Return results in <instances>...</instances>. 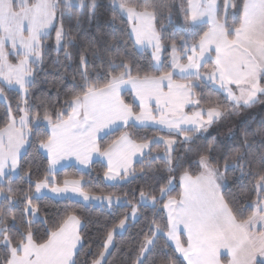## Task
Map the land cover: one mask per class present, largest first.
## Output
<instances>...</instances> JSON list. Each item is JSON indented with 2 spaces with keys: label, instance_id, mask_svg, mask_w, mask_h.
<instances>
[{
  "label": "snow or ice",
  "instance_id": "obj_1",
  "mask_svg": "<svg viewBox=\"0 0 264 264\" xmlns=\"http://www.w3.org/2000/svg\"><path fill=\"white\" fill-rule=\"evenodd\" d=\"M261 105L264 0H0V264H114L137 226L120 264H264V116L207 136Z\"/></svg>",
  "mask_w": 264,
  "mask_h": 264
},
{
  "label": "trees",
  "instance_id": "obj_2",
  "mask_svg": "<svg viewBox=\"0 0 264 264\" xmlns=\"http://www.w3.org/2000/svg\"><path fill=\"white\" fill-rule=\"evenodd\" d=\"M66 23L71 24V21H66ZM100 27H103V24L101 23L99 25ZM98 25L92 24L89 26L86 22L82 25V27L78 30V39L75 43L72 45V52L74 55L78 54L81 46V41L79 37H91ZM57 59L56 53L52 51L51 44H49L48 49L45 53V61L42 67V70L38 73V83H39V92H45L47 91L49 95H54V92L49 91L47 88L49 81H55V79L59 76V72L56 71V68L59 67L58 65L54 64V61ZM60 59H63V54H60ZM73 69L70 67L69 71H72ZM47 77V78H45ZM71 84L70 79H66L64 81L65 87ZM126 102L132 103L131 99L125 95ZM2 111V109H0ZM264 116V105L258 106L257 108H254L248 112H243L240 116L235 117L232 122L229 125H220L216 126L213 129L210 130L209 134H207L208 138L211 136H216L217 139L221 144L229 142V136H222L219 134L221 130H227L229 131V127L236 129V136L239 135V128L240 126L247 120H250L251 118H255L256 121H259L261 117ZM74 172V169L72 167H66L62 172L59 174V179H63L65 175L71 176ZM229 183L231 184L232 181L230 180ZM244 183H247L246 181ZM93 187L96 188L98 191L100 188H105L106 182H104L101 178H97L95 176V173H93V180H92ZM105 190H110L105 188ZM47 207L45 208V211L48 212L51 215H55L58 212L62 211L64 207L63 201H58L55 199L49 200L45 202ZM123 209H117L110 211L107 208L102 207H93L89 208L88 210L81 209V215L84 218L85 221V231L87 232L89 237H92L94 242L98 243V232L102 230L104 225H110L114 219H116L118 216L121 215ZM139 226L132 228L130 232L122 233L120 236L117 237V247L120 249L119 253H114V264H120L121 255L127 250L126 245L130 242V238L134 237L135 234L138 232Z\"/></svg>",
  "mask_w": 264,
  "mask_h": 264
},
{
  "label": "rangeland",
  "instance_id": "obj_3",
  "mask_svg": "<svg viewBox=\"0 0 264 264\" xmlns=\"http://www.w3.org/2000/svg\"><path fill=\"white\" fill-rule=\"evenodd\" d=\"M127 96H128V95H127ZM219 134L222 135V136H224V135H225V136H229V131L227 132V130H224V131L221 130V131L219 132Z\"/></svg>",
  "mask_w": 264,
  "mask_h": 264
},
{
  "label": "crops",
  "instance_id": "obj_4",
  "mask_svg": "<svg viewBox=\"0 0 264 264\" xmlns=\"http://www.w3.org/2000/svg\"><path fill=\"white\" fill-rule=\"evenodd\" d=\"M125 95L127 96L128 95V97L131 99V101L133 102V97L131 96V95H129V94H127V93H125ZM138 103V102H137Z\"/></svg>",
  "mask_w": 264,
  "mask_h": 264
}]
</instances>
